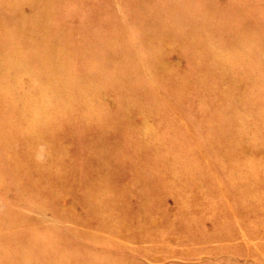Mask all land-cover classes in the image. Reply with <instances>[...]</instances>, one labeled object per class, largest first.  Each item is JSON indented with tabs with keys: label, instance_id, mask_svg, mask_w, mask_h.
<instances>
[{
	"label": "rangeland",
	"instance_id": "374dc122",
	"mask_svg": "<svg viewBox=\"0 0 264 264\" xmlns=\"http://www.w3.org/2000/svg\"><path fill=\"white\" fill-rule=\"evenodd\" d=\"M0 264H264V0H0Z\"/></svg>",
	"mask_w": 264,
	"mask_h": 264
}]
</instances>
